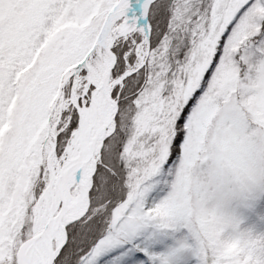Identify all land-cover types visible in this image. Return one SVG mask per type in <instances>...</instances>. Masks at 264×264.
I'll return each mask as SVG.
<instances>
[{
	"label": "snow or ice",
	"instance_id": "1",
	"mask_svg": "<svg viewBox=\"0 0 264 264\" xmlns=\"http://www.w3.org/2000/svg\"><path fill=\"white\" fill-rule=\"evenodd\" d=\"M213 137H264V0H0V264H264Z\"/></svg>",
	"mask_w": 264,
	"mask_h": 264
},
{
	"label": "rangeland",
	"instance_id": "2",
	"mask_svg": "<svg viewBox=\"0 0 264 264\" xmlns=\"http://www.w3.org/2000/svg\"><path fill=\"white\" fill-rule=\"evenodd\" d=\"M149 120L146 113L145 125ZM217 177L229 193L221 207L223 226L240 227L245 222L250 243L258 245L264 240V222H260V217L264 216V204L260 205V213L255 211L260 204L259 198L264 197V137H257L249 143L228 140L218 143L213 137L198 162L189 161L182 179L192 190L191 199L197 206L200 203L197 198L199 187H210L214 191ZM17 179L19 182L22 178ZM225 251L239 256L244 252V246L239 239H233L225 242ZM245 258L251 259V255H245Z\"/></svg>",
	"mask_w": 264,
	"mask_h": 264
},
{
	"label": "trees",
	"instance_id": "3",
	"mask_svg": "<svg viewBox=\"0 0 264 264\" xmlns=\"http://www.w3.org/2000/svg\"><path fill=\"white\" fill-rule=\"evenodd\" d=\"M181 43L180 40H177V44ZM249 259L245 258L241 264H247ZM178 264H196L195 257L191 256L190 254L185 253L184 255L178 258Z\"/></svg>",
	"mask_w": 264,
	"mask_h": 264
},
{
	"label": "bare ground",
	"instance_id": "4",
	"mask_svg": "<svg viewBox=\"0 0 264 264\" xmlns=\"http://www.w3.org/2000/svg\"><path fill=\"white\" fill-rule=\"evenodd\" d=\"M85 146H87V141H85Z\"/></svg>",
	"mask_w": 264,
	"mask_h": 264
},
{
	"label": "water",
	"instance_id": "5",
	"mask_svg": "<svg viewBox=\"0 0 264 264\" xmlns=\"http://www.w3.org/2000/svg\"><path fill=\"white\" fill-rule=\"evenodd\" d=\"M113 111H114V105H113Z\"/></svg>",
	"mask_w": 264,
	"mask_h": 264
},
{
	"label": "crops",
	"instance_id": "6",
	"mask_svg": "<svg viewBox=\"0 0 264 264\" xmlns=\"http://www.w3.org/2000/svg\"><path fill=\"white\" fill-rule=\"evenodd\" d=\"M263 193V192H262Z\"/></svg>",
	"mask_w": 264,
	"mask_h": 264
}]
</instances>
